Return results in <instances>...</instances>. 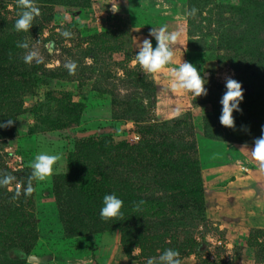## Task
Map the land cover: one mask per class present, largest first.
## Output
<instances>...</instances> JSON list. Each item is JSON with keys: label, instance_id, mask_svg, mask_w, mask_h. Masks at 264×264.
Returning <instances> with one entry per match:
<instances>
[{"label": "rangeland", "instance_id": "obj_1", "mask_svg": "<svg viewBox=\"0 0 264 264\" xmlns=\"http://www.w3.org/2000/svg\"><path fill=\"white\" fill-rule=\"evenodd\" d=\"M33 3L39 16L18 32V0H0V71L10 77L0 80V124L16 122L13 134L0 127V181L10 178L0 183V264H146L186 239L180 264H264V174L249 151L264 109L242 106L264 103V61L243 67L255 45L264 57V0ZM162 26L178 34L172 62L147 73L137 47L144 38L155 47L149 30ZM183 61L208 81L206 95L171 88ZM226 77L243 89L234 128L218 119ZM61 92L75 111L55 99ZM8 102L23 112L6 115ZM40 153L59 159L43 181L30 180ZM81 162L107 175L96 199L70 177ZM108 193L123 201L118 220L99 215Z\"/></svg>", "mask_w": 264, "mask_h": 264}, {"label": "clouds", "instance_id": "obj_2", "mask_svg": "<svg viewBox=\"0 0 264 264\" xmlns=\"http://www.w3.org/2000/svg\"><path fill=\"white\" fill-rule=\"evenodd\" d=\"M20 11L18 18L15 20L14 29L16 31H29L33 25L34 17L39 16V8L33 3V0H18ZM118 7L112 4V11H118ZM196 9H192L190 14H195ZM61 35L70 36V32L63 31ZM175 31H168L166 27H160L158 30L151 28L149 36L155 39L156 44L153 47L152 42L148 38H144L139 44L138 51L135 54V59L141 68L147 73L159 72L165 66L171 64L173 56V45L177 40ZM19 47L28 48L27 43H20ZM36 56L35 52H29L24 56L25 63H28ZM39 63V60H37ZM68 73L73 74L76 64L69 62L65 64ZM171 88L173 90H184L191 93L194 97L207 94V89L204 87L207 80L198 72L196 66L183 61L178 67L171 70ZM225 91L219 99L221 105L219 123L228 128H234L233 112H240V103L243 100V89L241 84L230 77H226L224 81ZM13 120L8 119L7 124L11 125ZM5 125L0 124V127ZM251 157L257 161V169L261 174H264V125L261 126V134L255 138L251 150ZM59 157L40 153L36 155L31 163V178L38 181H43L53 171V164ZM239 162V161H238ZM9 177H5L0 183H7ZM33 191L31 182H29L24 190V194L28 195ZM142 203V201H141ZM123 201L114 193L105 194L102 198V207L99 210L101 219L115 218L119 219L123 213L121 211ZM146 264H180L179 252L166 248L158 257H149Z\"/></svg>", "mask_w": 264, "mask_h": 264}, {"label": "trees", "instance_id": "obj_3", "mask_svg": "<svg viewBox=\"0 0 264 264\" xmlns=\"http://www.w3.org/2000/svg\"><path fill=\"white\" fill-rule=\"evenodd\" d=\"M241 2H242V4H245L247 2V0H241ZM242 9H245V8L242 6ZM249 32H253V30H250ZM234 39L238 40L235 37H234ZM261 53H263L261 50V46L255 45L252 48V51H248V53L246 54L247 57L244 58V60H243V62L245 63L243 65V67L249 68V65H255L256 61L259 63L264 61V57H261L262 56ZM32 72L34 73V72H38V71H32ZM32 72L23 73L21 75V79L23 78V80H24V78H27L26 77L27 75L32 76ZM13 76H15V75H13ZM4 78L9 79L10 77H8L6 74H4L3 72L0 71V80H4ZM12 80H14V79H12ZM16 81H17V83L15 84L14 87H16L18 90L23 89L22 86L20 85V81L19 80H16ZM61 93H62V97H60L59 99H57V98H55V99L60 103H64L68 107L69 113H71L72 111H75L74 109H76V106H79V104L74 102L72 100V97L69 94L67 95L66 93H63V92H61ZM250 99H254V98H250ZM256 100H258V101L255 102V100H247V101L243 100L242 106L247 108V105H252L253 108L255 107L252 110H257L256 109L257 106L264 109L263 101H261L260 99H257V98H256ZM126 104L129 105L128 102ZM0 105H2V104H0ZM6 105L8 106L7 107L8 111L6 110V115H19L20 111L23 112V110H24L23 102H21L20 104H12L11 102H8V104H6ZM3 111L4 110L1 107V110H0L1 114L0 115H2ZM260 114H261V112L259 113V115ZM3 115H5V113H3ZM259 118L262 119L263 117L260 116ZM9 119L13 120V122L11 125L4 124L5 127H4L3 131H5L7 134H13V130L16 127L15 118H14V116H10ZM261 124H259V125H261ZM9 128H11V129H9ZM3 136H7V135H3ZM246 139H247V137H244L241 135L238 136V142L244 141ZM98 145H101V143ZM70 177L74 181V183L77 187V190L80 193H84V194L88 195L90 200L97 198V196L99 195V189L101 190V188L105 185V183L107 181V175L105 173L90 168L85 162L77 163L76 166L72 165V168L70 170ZM181 189L184 190L185 186L184 187L181 186ZM198 189H199V192L202 191V190H200V188H198ZM183 194H185V193L183 192ZM190 246H191L190 240H188V239L181 240L180 242L174 244V247H176L174 250L178 251L179 253H185V252H188Z\"/></svg>", "mask_w": 264, "mask_h": 264}, {"label": "built area", "instance_id": "obj_4", "mask_svg": "<svg viewBox=\"0 0 264 264\" xmlns=\"http://www.w3.org/2000/svg\"><path fill=\"white\" fill-rule=\"evenodd\" d=\"M136 138H139V136H135Z\"/></svg>", "mask_w": 264, "mask_h": 264}]
</instances>
